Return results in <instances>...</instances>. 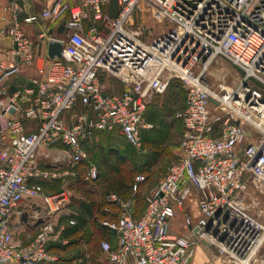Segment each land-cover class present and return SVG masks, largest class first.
Segmentation results:
<instances>
[{
    "label": "built area",
    "instance_id": "2783aa9c",
    "mask_svg": "<svg viewBox=\"0 0 264 264\" xmlns=\"http://www.w3.org/2000/svg\"><path fill=\"white\" fill-rule=\"evenodd\" d=\"M24 1L5 6L13 46L0 56V264L59 260L52 247L69 243L68 226L55 218L70 197L42 183L74 180L97 131L119 130L141 147L142 131L154 128L148 104L175 78L186 87L177 114L182 155L149 190L140 217L134 198L108 195L119 211L105 208L115 218L102 224L116 237L101 241L105 264H191L199 245L224 264H264V0H118L116 17L110 0H42L33 14ZM142 6L153 9L156 25L134 21ZM41 20L38 38L61 41V56L36 52L25 26ZM58 24L64 30L56 35ZM218 57L243 72L235 86L212 84L209 66ZM36 58L42 64L32 83L11 90L7 80ZM108 78L124 88L108 89ZM51 159L62 167H49ZM99 177L89 164L84 179ZM144 179L136 178L135 190ZM26 198L41 206L31 216L36 235L23 243L16 233ZM180 215L184 233L173 228Z\"/></svg>",
    "mask_w": 264,
    "mask_h": 264
},
{
    "label": "rangeland",
    "instance_id": "374dc122",
    "mask_svg": "<svg viewBox=\"0 0 264 264\" xmlns=\"http://www.w3.org/2000/svg\"><path fill=\"white\" fill-rule=\"evenodd\" d=\"M134 21L146 24L149 21L151 26L157 23L153 9L147 6H142L135 11ZM35 39L34 37L33 40L35 41ZM209 75L215 86L222 82L235 86L243 72L225 58L218 57L209 66ZM121 90L122 87L116 88V91ZM185 100L186 87L182 80L175 78L163 94L153 98L148 108L147 117L152 120L154 128L146 132L141 147L131 145L119 131L110 135H100L99 138H95L86 146L89 160L96 162L99 166L101 173L99 179L87 184L84 183L86 181L82 177H78L61 187L66 189L70 197L69 204L74 203L73 210L78 213L67 211L68 214L63 215V219H75L76 223L70 226L82 228L83 232L87 233L86 238H82L87 244L78 245L80 243L78 239L77 242L69 243L57 250L60 259L58 264H67L69 259L80 255L86 257V252H89L90 257L83 264H105V255L100 250V243L103 239L102 230L99 220L96 218V215L98 216L100 213L99 205L105 200L107 192L115 191L122 200L134 198L136 212L139 213L145 208L149 190L163 179L169 166L179 160L182 155L179 143L183 124L177 114L185 108ZM112 147L119 149L123 159L121 161L110 159L112 168L108 169L103 164V154L108 155ZM138 176H143L145 179L139 182L138 188L135 190L134 186ZM116 184H120L124 190L119 191ZM58 187L60 188V186ZM259 198L264 206V195L259 194ZM260 220L264 223V215ZM75 227L67 230V238L70 239V242L69 235ZM176 229H180L179 225L176 226ZM34 235L35 232L32 229L18 230L16 233L17 238L22 242ZM75 236L79 238L78 234Z\"/></svg>",
    "mask_w": 264,
    "mask_h": 264
},
{
    "label": "crops",
    "instance_id": "0c3cea01",
    "mask_svg": "<svg viewBox=\"0 0 264 264\" xmlns=\"http://www.w3.org/2000/svg\"><path fill=\"white\" fill-rule=\"evenodd\" d=\"M8 1L9 0H0V56L1 57H5L7 51L13 46L12 38L10 37L9 33L6 31V27L10 23V19H9L10 15H9V13H7L5 11V6L7 5ZM24 2L26 3V6H27V12L32 13V14L37 13L39 11V9L43 6L42 0H25ZM21 17H23V16H21ZM66 18H67V16H66ZM45 26H46L45 22L43 20H41L38 23L26 25L25 31L32 38V40L34 39V37L36 38L35 41L33 40L36 52L39 55H44V56L46 55L47 56L48 55V43L45 40H40L38 38V34L45 28ZM59 27H60L59 24L55 25L53 27L54 34L59 35V33H60ZM41 64H42L41 58L40 59L36 58V60H34L33 62L26 63L25 65H23L20 72L14 74L13 76H11L7 80L8 87L11 90H15V89L22 88L23 86L30 85L32 83V78H34L38 75V66ZM106 86L108 89L112 88L114 90H116L117 87H122V89L124 88V86L122 85V83L119 80L112 79V78L106 79ZM159 95H161V94L156 95L154 98H156ZM151 103H152V101L148 104V107L146 110V118H147V114H148V108L151 105ZM147 120H148V118H147ZM151 130H143L142 131V137H145L144 135L147 134L146 132L151 131ZM118 131L119 130H115L112 132L97 131L90 139H88L85 142V144L88 145L91 141L93 142L94 139L100 135H103V134H109L110 135V134H114ZM119 133H121V132L119 131ZM57 147L60 148L61 145H58ZM114 148H117V147H114ZM92 162L97 165L96 162H94V161H92ZM47 165L49 167H52V168H57V167H62L63 163H61L58 160L51 159V160H49V162H47ZM98 168H99V166H98ZM69 182H70V180H68L67 182H64L62 180H57V181H53V182H44V183H42V186H43V189L47 193H54V192L60 191L62 189H65V188H63L64 184H69ZM58 186H60V188ZM61 186H63V187H61ZM53 188H55V189L53 190ZM40 203H41L40 200H36V199L26 198L23 200L22 207L24 208L26 213L23 216L21 223L19 224V228H18L19 231H21V230L26 231L28 229H30V230L32 229L36 235L39 222L32 223L31 222V216L33 213L37 212L36 210L40 209V206H41ZM34 204H37V206L34 207L33 206ZM73 207H74V203L69 204L66 211H63L62 214H59L55 218V220L58 221L59 224L64 223L65 225L68 226L66 230L72 228L73 226L69 225V220L63 219V215H67L68 214L67 211L77 213L73 210ZM110 208H112L113 210H116L111 206H110ZM144 210H145V208L142 209V211L139 213L136 212V210H135V216L140 217ZM191 213L193 215H195V214H197V210L193 209V210H191ZM177 225H179L180 229H176ZM173 228L175 231L180 232V233H184L186 231L185 227L183 226V216L182 215H180L175 220V222L173 224ZM35 235H34V237H35ZM34 237H29L30 239L25 240V242H23V243H28V242L32 241ZM78 239L80 241V243H78V245H81V244L86 245L87 244L81 238H74V239L72 238L71 240H75V241L77 240L78 241ZM68 240H69V238H68ZM57 250H59V249H57ZM57 250L54 249L56 254H57V252H56ZM86 255H90L89 252H86ZM80 256L84 257V255H80ZM77 257H79V256H77ZM71 259H73V258H71ZM85 261L83 263H85ZM59 262H60V259L56 262H44L42 264H58ZM83 263H81V264H83ZM191 264H224V263L217 257L216 253L211 248H208L205 245H199L197 247L196 254H195L194 259L192 260Z\"/></svg>",
    "mask_w": 264,
    "mask_h": 264
},
{
    "label": "trees",
    "instance_id": "16d2710c",
    "mask_svg": "<svg viewBox=\"0 0 264 264\" xmlns=\"http://www.w3.org/2000/svg\"><path fill=\"white\" fill-rule=\"evenodd\" d=\"M147 24L148 25H151L150 24V22L149 21H147ZM148 118V117H147ZM148 120L149 121H152L151 119H149L148 118ZM85 146H87L86 144H85ZM111 157V158H108V157ZM103 158H104V160H103V164H104V166L106 167V168H108V169H111L112 168V162L110 161V159H112V158H114V159H118V160H120L121 161V159H123V155H121L120 154V152H119V149L118 148H114V147H112L111 149H110V152H109V154L107 155V154H103ZM91 163H93L91 160H89V161H87V162H83V163H81L80 165H78V167H77V169H78V175H77V177L75 178V179H77L78 177H82L83 178V180L84 181H86L85 179H84V174H85V172L87 171V169H88V165L89 164H91ZM83 167V168H82ZM80 168H81V170H80ZM89 182H96V181H86V182H84V183H87V184H89ZM116 183H117V181H116ZM116 186H117V188H118V190L119 191H123L124 189V187H122V186H120V184L119 185H117L116 184ZM108 191H110V189H108ZM115 192V191H114ZM110 193H112V192H107V194H106V198H105V200L103 201V202H101V204L99 205V210H100V213H99V215L97 216L96 215V218L99 220V223H100V228H101V230H102V236H103V239L102 240H104V239H107V240H109V241H111L113 244H115V240H116V237H115V232L114 231H112V230H110V229H108L107 227H105L103 224H102V221L104 220V219H106V218H110V219H114L115 217H114V215H112V214H110L108 211H106L105 210V208L106 207H113L114 209H116V211L118 210L119 211V206H118V204L117 203H115V202H111V201H109L108 200V195L110 194ZM115 193H117V192H115ZM118 194V193H117ZM73 227H75V226H73ZM83 227V226H82ZM75 234H78L79 235V238H86V235H87V233L85 232H83V229L82 228H79V227H75V228H73V231H72V233L69 235V237H71V239L73 238H77L76 236H75ZM65 237H68V231L66 230L65 231ZM77 241V240H76ZM75 240H71V242H70V239H69V243H74V242H76ZM68 243V244H69ZM67 244V245H68ZM101 244V243H100ZM67 245H64V246H54V247H52V250H54V249H60V248H62V247H65V246H67ZM100 250H101V248H100Z\"/></svg>",
    "mask_w": 264,
    "mask_h": 264
},
{
    "label": "water",
    "instance_id": "95a60500",
    "mask_svg": "<svg viewBox=\"0 0 264 264\" xmlns=\"http://www.w3.org/2000/svg\"><path fill=\"white\" fill-rule=\"evenodd\" d=\"M119 12L118 0H110L109 15L110 17H116ZM64 26L59 27V31L62 33ZM63 51V44L61 41H51L48 43V55L50 57L61 56Z\"/></svg>",
    "mask_w": 264,
    "mask_h": 264
}]
</instances>
